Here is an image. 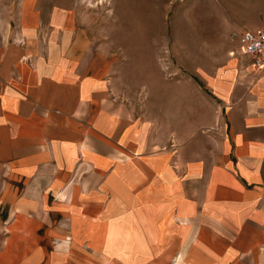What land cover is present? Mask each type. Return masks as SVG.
Returning a JSON list of instances; mask_svg holds the SVG:
<instances>
[{
	"label": "crops",
	"instance_id": "obj_1",
	"mask_svg": "<svg viewBox=\"0 0 264 264\" xmlns=\"http://www.w3.org/2000/svg\"><path fill=\"white\" fill-rule=\"evenodd\" d=\"M241 44L204 103L138 104L56 0L0 17V264H79L98 232L108 264L117 244L125 264H264V70Z\"/></svg>",
	"mask_w": 264,
	"mask_h": 264
},
{
	"label": "rangeland",
	"instance_id": "obj_2",
	"mask_svg": "<svg viewBox=\"0 0 264 264\" xmlns=\"http://www.w3.org/2000/svg\"><path fill=\"white\" fill-rule=\"evenodd\" d=\"M21 1L0 0V17L14 11ZM56 2L75 14L77 30L89 39L93 49L112 59L116 87L125 89L138 104H152L151 91L168 105L176 90L181 94L187 88L195 89V103H204L197 94L207 91L206 77L241 44L244 30L240 29L248 22L264 19V0ZM85 241L77 247L79 264L113 262L106 236L93 233ZM66 242L71 243L72 238ZM54 246L59 245L54 242ZM117 246L120 255L115 261L120 259V264H125L123 247Z\"/></svg>",
	"mask_w": 264,
	"mask_h": 264
},
{
	"label": "built area",
	"instance_id": "obj_3",
	"mask_svg": "<svg viewBox=\"0 0 264 264\" xmlns=\"http://www.w3.org/2000/svg\"><path fill=\"white\" fill-rule=\"evenodd\" d=\"M240 52L251 58L255 69L264 70V25L242 34Z\"/></svg>",
	"mask_w": 264,
	"mask_h": 264
},
{
	"label": "bare ground",
	"instance_id": "obj_4",
	"mask_svg": "<svg viewBox=\"0 0 264 264\" xmlns=\"http://www.w3.org/2000/svg\"><path fill=\"white\" fill-rule=\"evenodd\" d=\"M101 1H103V0H101Z\"/></svg>",
	"mask_w": 264,
	"mask_h": 264
}]
</instances>
